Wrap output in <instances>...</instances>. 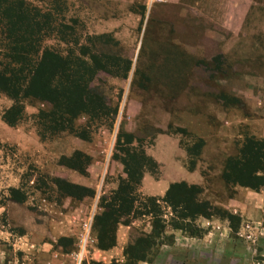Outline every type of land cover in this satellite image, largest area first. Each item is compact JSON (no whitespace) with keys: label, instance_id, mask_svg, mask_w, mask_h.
<instances>
[{"label":"rangeland","instance_id":"obj_1","mask_svg":"<svg viewBox=\"0 0 264 264\" xmlns=\"http://www.w3.org/2000/svg\"><path fill=\"white\" fill-rule=\"evenodd\" d=\"M25 1L43 20H55L53 30L43 31L41 49L72 64L75 93L82 95L84 82L86 102L94 97L108 109L80 113L71 131L56 129L44 114L49 101L19 96L23 113L10 126L3 115L15 100L0 92V264H125L127 244L152 231L142 203L166 191L154 194L152 187L178 180L199 187L196 200L216 212L184 220L160 201L159 218L173 239L161 240L150 262L138 264H262L264 187L228 184L222 172L245 138L264 141V0H223L215 8L206 1L204 10H191L200 22L189 38L202 57L171 50L166 26L137 20L132 13L140 10L132 3ZM80 66L87 68L84 75ZM126 151L145 165L147 180L134 185L137 212L128 214V225H118L115 246L101 250L94 218L102 212L100 197L126 178L123 165L132 162ZM155 152L162 158L157 163ZM76 163L87 165L85 176L64 166ZM53 179L92 187L95 194L70 198ZM12 188L23 193V202L10 198ZM91 215L79 260L82 225ZM52 221L60 223V233L52 231ZM174 221L192 233L171 229Z\"/></svg>","mask_w":264,"mask_h":264},{"label":"trees","instance_id":"obj_2","mask_svg":"<svg viewBox=\"0 0 264 264\" xmlns=\"http://www.w3.org/2000/svg\"><path fill=\"white\" fill-rule=\"evenodd\" d=\"M44 19L48 21L43 20L37 8L27 6L25 0H0V92L15 100V105L5 112L3 120L13 126L16 120L21 118L23 106L18 98L23 96L49 101L52 108L44 113L46 120L56 129L66 128L71 131V122L80 113H88L91 110L92 113L96 110L104 113V109L108 108L100 99L94 100V97L86 102L88 91L84 82L82 95L75 93L79 85L73 80L72 64L51 49H41L43 31L53 30L55 21L53 17ZM86 69L84 66L81 67L83 75ZM54 128L51 130L55 131ZM196 146L189 148L190 154ZM124 154L130 156L133 162L127 160L128 162L123 165L126 178L119 180L117 188L109 197H100L102 212L94 218L97 246L101 250H109L115 246L118 225H128V214L137 212L134 185L140 184L145 165H142L135 155H130L127 151ZM144 158V155L140 157L146 160ZM64 166L82 175L87 174V165L76 163ZM222 177L228 184H239L254 190L264 187V141L253 137L245 138L236 154L225 159ZM52 182L61 194L70 198L82 199L81 197L87 196L86 193L89 192L91 194L89 196L95 194L93 189L84 185L59 179H53ZM199 192L200 189L196 185L179 181L170 183L162 198L147 196L142 203V215L150 214L152 217V231L127 244L123 250L125 264L150 262L153 248L161 243V240L173 239V233L165 235L166 223L159 218L160 201L173 210L179 209V215L184 220L197 214L207 216L205 214L207 209L216 212L208 201L196 200ZM10 198L19 203L25 200L23 193L13 188L10 189ZM170 225L173 230L192 233L181 221L171 222Z\"/></svg>","mask_w":264,"mask_h":264},{"label":"crops","instance_id":"obj_3","mask_svg":"<svg viewBox=\"0 0 264 264\" xmlns=\"http://www.w3.org/2000/svg\"><path fill=\"white\" fill-rule=\"evenodd\" d=\"M108 1L111 3H124V4L132 3L133 5L136 6V8L140 10V12L132 13L137 20L142 22L144 20L147 21L149 18H153V20H155V22L157 21L159 25L166 26L167 36L165 40H166V43L171 45V48H170L171 50L174 51V50L179 49L180 53L182 54L181 56H188V57L197 56L198 57L204 53L203 52L199 53L200 52L199 47H197L198 45H196L197 41L191 40L189 38V35L190 33L194 31V30L193 31L190 30L191 27L195 28L199 26L200 18L193 17L191 14V10H195V9L204 10L206 7V6L204 7V5L206 4V1L210 2L209 3L210 7L215 8V3L222 2L223 0H108ZM231 1L234 4L238 3V0H230V3H232ZM193 13H194V16L198 14L194 11ZM193 20H195V22H193ZM201 20H202V25H204L205 20L204 19H201ZM117 25H120V24H117ZM110 30L114 31L117 34L115 29H110ZM161 139H157L156 141L161 140ZM168 145H171L169 148H172L173 150L176 151V148H174L172 144H168ZM185 157L187 160H189L186 154H185ZM152 158L156 163L162 160L161 154L159 153L158 155L157 152L152 154ZM75 172L78 173L77 171ZM146 180H147V174L144 173L140 180V184L142 183L144 184V181L146 182ZM179 181H185V180L170 181L168 183H163L161 186L157 185L158 187L155 185L154 187H152V192L156 194V193H159V190L165 191L168 188L170 183L179 182ZM91 189L95 191L94 188L91 187ZM52 224H53L52 231L54 232L57 231L56 234L60 233V228H61L60 223L57 221H52ZM178 236H180V233H176L177 240L180 238ZM262 257H263L262 264H264V247L262 250Z\"/></svg>","mask_w":264,"mask_h":264},{"label":"built area","instance_id":"obj_4","mask_svg":"<svg viewBox=\"0 0 264 264\" xmlns=\"http://www.w3.org/2000/svg\"><path fill=\"white\" fill-rule=\"evenodd\" d=\"M92 218H93V215H91L90 217H89V219H88V221L87 222H84L83 223V225H82V231H83V233H85L84 234V236L82 237V240H81V243H82V245H81V247H80V251H79V253L77 254V258L80 260L81 258H82V250H83V248H84V244H85V242H86V240L88 239V232H89V227H90V225H91V221H92Z\"/></svg>","mask_w":264,"mask_h":264}]
</instances>
